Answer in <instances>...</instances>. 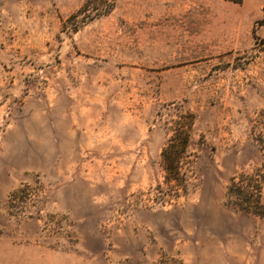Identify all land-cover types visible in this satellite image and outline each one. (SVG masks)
I'll use <instances>...</instances> for the list:
<instances>
[{
	"label": "rangeland",
	"instance_id": "obj_1",
	"mask_svg": "<svg viewBox=\"0 0 264 264\" xmlns=\"http://www.w3.org/2000/svg\"><path fill=\"white\" fill-rule=\"evenodd\" d=\"M239 175L264 178V0H0V264H264Z\"/></svg>",
	"mask_w": 264,
	"mask_h": 264
},
{
	"label": "trees",
	"instance_id": "obj_2",
	"mask_svg": "<svg viewBox=\"0 0 264 264\" xmlns=\"http://www.w3.org/2000/svg\"><path fill=\"white\" fill-rule=\"evenodd\" d=\"M231 1L241 2L242 0ZM191 123L190 118L187 125H178L177 128H174L172 130L173 135L169 138L161 152L166 178L174 181L176 185H180L183 180L180 176L179 163L182 157L181 153L184 152L190 139ZM179 147L182 150H179ZM262 182H264V178H244L242 175H239L237 178L233 177L227 187L226 196L229 199L234 197L232 203L237 205L240 210L254 214H262L264 213V205L260 201V187ZM14 196V193H12L11 197Z\"/></svg>",
	"mask_w": 264,
	"mask_h": 264
}]
</instances>
